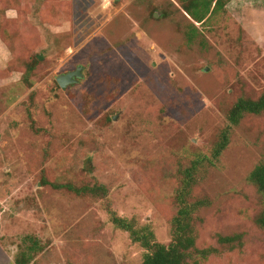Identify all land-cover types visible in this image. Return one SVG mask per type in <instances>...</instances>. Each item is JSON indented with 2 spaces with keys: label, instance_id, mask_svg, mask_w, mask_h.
I'll use <instances>...</instances> for the list:
<instances>
[{
  "label": "rangeland",
  "instance_id": "rangeland-1",
  "mask_svg": "<svg viewBox=\"0 0 264 264\" xmlns=\"http://www.w3.org/2000/svg\"><path fill=\"white\" fill-rule=\"evenodd\" d=\"M190 22L179 0H0V264L29 238L35 264H141L145 249L107 208L167 244L181 169L197 156V246L218 249L200 264H264V201L247 180L264 160V111L226 116L264 91V0H231L193 42ZM77 67L62 89L56 76ZM53 182L102 184L108 197ZM233 234L237 248L220 247Z\"/></svg>",
  "mask_w": 264,
  "mask_h": 264
},
{
  "label": "trees",
  "instance_id": "trees-1",
  "mask_svg": "<svg viewBox=\"0 0 264 264\" xmlns=\"http://www.w3.org/2000/svg\"><path fill=\"white\" fill-rule=\"evenodd\" d=\"M231 0H179L181 9L191 19L186 31V41L193 42L197 33V25L203 24L212 15L224 10L226 4ZM37 61V58L34 59ZM264 111V91L256 99L240 96L227 111V119L232 124H237L245 114H260ZM111 120V117L109 118ZM226 128V127H225ZM229 143V131L223 129L219 139L212 149V158H218ZM189 166L181 169L179 186L174 190V201L176 211L170 222L171 239L167 244L156 241L153 230L149 225L137 226L134 218L127 219L108 209L112 224L123 231L129 232L133 242H137L145 249L141 264H200L210 255L218 253L213 246L199 248L197 246L198 231L194 224V212L204 201L191 203V188L196 183L193 173L200 164L197 156L189 162ZM247 180L252 184L264 201V160L254 166L248 174ZM55 189H66L79 196L108 197V189L105 185L93 183L91 186H77L71 182L51 183ZM256 224L264 231V204L257 215ZM30 244L23 247L21 253L15 257L13 264H35L34 258L39 251L40 245L35 239L29 238ZM220 247L234 250L241 243L239 234L217 237Z\"/></svg>",
  "mask_w": 264,
  "mask_h": 264
},
{
  "label": "water",
  "instance_id": "water-1",
  "mask_svg": "<svg viewBox=\"0 0 264 264\" xmlns=\"http://www.w3.org/2000/svg\"><path fill=\"white\" fill-rule=\"evenodd\" d=\"M39 58H43L39 56ZM81 67H77L74 71H68L66 73H61L56 76V82L62 89H66L69 84L75 83L77 81L76 78L81 77ZM116 118V117H115Z\"/></svg>",
  "mask_w": 264,
  "mask_h": 264
}]
</instances>
